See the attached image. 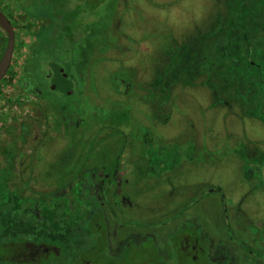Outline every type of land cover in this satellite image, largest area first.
Instances as JSON below:
<instances>
[{"label":"rangeland","instance_id":"374dc122","mask_svg":"<svg viewBox=\"0 0 264 264\" xmlns=\"http://www.w3.org/2000/svg\"><path fill=\"white\" fill-rule=\"evenodd\" d=\"M26 1L0 0L16 33L0 86L5 204L50 205L59 189L67 199L65 183L107 161L119 167V205L130 201L140 230L160 227L162 247L167 235L174 253V236L192 228L264 261V0H88L85 23L97 19L88 36L47 43L32 63L37 24L22 15ZM6 39L0 28V58ZM52 62L75 77L73 97L50 92Z\"/></svg>","mask_w":264,"mask_h":264},{"label":"flooded vegetation","instance_id":"af4514ba","mask_svg":"<svg viewBox=\"0 0 264 264\" xmlns=\"http://www.w3.org/2000/svg\"><path fill=\"white\" fill-rule=\"evenodd\" d=\"M243 50L247 55L248 48ZM69 54L71 57V49ZM62 68L60 72L64 78H67ZM45 77L49 81L53 79L51 67ZM5 79L6 77L0 82V86ZM33 79L38 81L35 77ZM35 85L36 92H39L41 85L38 83ZM53 86L56 88L52 91L58 92L57 85ZM69 92L67 96H73V94L68 95ZM53 105L56 112L57 104ZM67 116L63 117L65 121L71 120L73 113ZM98 163L99 166L97 165L95 169L87 166L80 168L82 176H75L74 182L65 183L70 188L67 199L65 195L58 196L61 194L59 191L60 193L57 192L56 199L51 200L50 205L34 200L31 207L22 209L18 206L17 199L10 200L9 202L13 201L12 204L4 205L0 230H4L6 225L4 221L10 217L6 211L12 209L13 214L23 211L19 214L22 217L20 222L27 234L22 237L24 241L21 242L23 244L19 249L14 246L16 245L14 243L8 244L13 239L5 241L0 234V244L5 246L3 248L6 252V260L5 257L0 256V264H14L7 262L11 260L7 253L12 248L18 251L13 254L21 253L20 264H129L134 260H140V264L165 263L161 258L170 264V253L180 264H237L241 259L244 264H264L263 260L258 259L252 262L246 252L228 240L220 241L212 246L211 240L205 239L208 235L203 233L198 240L192 228L174 236L171 241L174 253L168 246L167 235L164 237L162 247L158 242L159 234H163L160 227L157 234L154 231L140 230L133 219H130L133 218L130 201L125 197L119 205L118 198L124 195V191L118 189L122 182L116 180L119 167L109 162L108 166L107 161L102 160ZM79 170L77 173H80ZM51 177L54 178V176ZM110 216L116 220L114 225L110 222ZM122 217H125L124 224L119 221ZM83 225L87 226L84 231ZM194 229H196L195 226ZM242 234L243 232L240 231L239 236ZM230 235L234 236L233 233ZM235 236L238 237V235ZM242 246L246 247V241Z\"/></svg>","mask_w":264,"mask_h":264},{"label":"trees","instance_id":"16d2710c","mask_svg":"<svg viewBox=\"0 0 264 264\" xmlns=\"http://www.w3.org/2000/svg\"><path fill=\"white\" fill-rule=\"evenodd\" d=\"M90 1V0H89ZM88 0H77V3H75L73 6H71L70 0H27L26 1V7L29 9L23 11L22 15L26 17V19L34 20L36 22V27L34 29V37L36 39V42L32 46V53L30 61H34V55L36 54L38 49H41L45 44H52L55 47H60L65 43H73V39L75 37V33L79 31L80 29L83 30L82 33H86V36H83L82 41L88 36V28H91L94 24H96L97 19L94 18L91 22H86L87 18L92 17V11L87 8ZM95 8V6H94ZM26 9V8H25ZM98 18V17H97ZM112 19V18H111ZM99 20V19H98ZM114 21V19H112ZM112 20H110L112 22ZM89 23L91 25H89ZM108 32H101L100 36H105L109 34ZM8 38L5 40V44H7ZM81 43V42H80ZM78 44V43H77ZM96 49V48H95ZM97 50V49H96ZM5 49H2V52H4ZM98 51V50H97ZM94 52V51H93ZM69 53V52H68ZM100 53V52H99ZM96 55V54H94ZM1 59V58H0ZM91 60L89 61V63ZM85 67L88 64L87 58H84ZM52 71H53V79L50 80L51 85H57V90L62 94L64 97L67 96V92L73 90L75 88V80L74 76H71L67 71L65 70L64 74L67 75V78L63 77V74L60 72V69L62 66L58 63L52 62L50 64ZM75 66V65H72ZM68 66V70L70 67ZM84 67V68H85ZM26 73L31 74L32 71H30L29 66L25 67ZM50 92H53L50 89ZM43 98H47L46 93H43ZM73 97V96H71ZM69 97V98H71ZM55 104V103H52ZM57 114L61 117H68L67 115H71L72 112L68 111L66 108L60 107L57 105ZM90 158V157H89ZM89 160L88 158L86 161ZM67 167H71V165H68L64 168V170ZM63 170V171H64ZM2 175L0 178V187L3 188V183L6 181V176L4 173H1ZM61 174V173H60ZM1 191V189H0ZM61 192L62 190L59 189L58 192ZM59 192V193H60ZM53 194H56L55 192ZM3 199V192L0 194V200ZM5 203L0 201V219L1 214L4 213L3 207ZM7 206V205H6ZM11 211V209H10ZM60 212V211H59ZM4 220V219H3ZM6 222V221H4ZM8 223V222H6ZM12 241V242H11ZM8 242L14 243V245L17 249L21 247L24 241V238H14ZM14 241V242H13ZM10 244V245H11ZM5 246L0 244V256L1 258L5 257L6 260V252L4 250ZM17 249H10L7 253L8 257H11V260H7V262H11L14 264H20L22 256L20 254H13L14 252H18ZM8 250V249H6ZM5 254V255H4ZM16 256V257H15Z\"/></svg>","mask_w":264,"mask_h":264},{"label":"water","instance_id":"95a60500","mask_svg":"<svg viewBox=\"0 0 264 264\" xmlns=\"http://www.w3.org/2000/svg\"><path fill=\"white\" fill-rule=\"evenodd\" d=\"M0 28L6 33L8 42L6 50L0 60V82L6 77L13 59V54L16 45V33L13 24L9 18L0 10ZM63 72V70H61ZM55 86L52 90H55ZM73 92H69L68 95H72Z\"/></svg>","mask_w":264,"mask_h":264},{"label":"crops","instance_id":"0c3cea01","mask_svg":"<svg viewBox=\"0 0 264 264\" xmlns=\"http://www.w3.org/2000/svg\"><path fill=\"white\" fill-rule=\"evenodd\" d=\"M6 213L10 215V217H7L5 220L8 223H6L4 230H0L3 240L7 241L14 238H21L26 235V230L21 226L20 222L22 217L19 214H21V212L13 214L11 211H6Z\"/></svg>","mask_w":264,"mask_h":264}]
</instances>
